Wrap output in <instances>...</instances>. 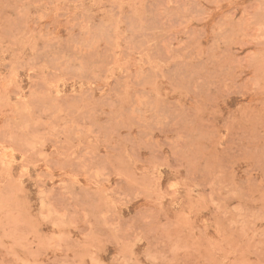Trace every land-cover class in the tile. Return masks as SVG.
I'll list each match as a JSON object with an SVG mask.
<instances>
[{
	"label": "rangeland",
	"instance_id": "1",
	"mask_svg": "<svg viewBox=\"0 0 264 264\" xmlns=\"http://www.w3.org/2000/svg\"><path fill=\"white\" fill-rule=\"evenodd\" d=\"M0 264H264V0H0Z\"/></svg>",
	"mask_w": 264,
	"mask_h": 264
}]
</instances>
